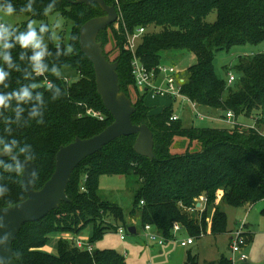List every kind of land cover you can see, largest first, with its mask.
<instances>
[{
    "label": "trees",
    "instance_id": "16d2710c",
    "mask_svg": "<svg viewBox=\"0 0 264 264\" xmlns=\"http://www.w3.org/2000/svg\"><path fill=\"white\" fill-rule=\"evenodd\" d=\"M105 1L117 5V0ZM7 3L15 7V14L29 18L10 29L18 35L27 30L31 20L39 21L40 25L32 26L47 50L43 60L46 69L39 72L33 69L31 48H22L14 38L8 41L13 47L0 48V69L8 74L0 83V94L11 95L25 87L32 94L25 101L13 96L6 107L0 108V139L5 143L16 141L13 153L17 158L34 157L38 166L34 186L39 190L54 173L61 146L78 137L91 138L114 120L97 91L93 62L81 51L79 41L81 26L105 12L98 3L72 0H0V5ZM29 5L30 11L22 10ZM118 5L122 14L118 28L115 23L109 25L100 31L98 40L103 42L108 59L105 46L111 42L116 50L113 61L119 62L121 90L136 108L132 121L145 123L153 131L155 157L138 154L134 149L137 135L132 134L116 138L82 160L68 183L70 201H61L43 218L22 226L13 243L18 264H128L126 256L116 249L94 248L91 253L73 239H59L56 254L44 250L56 233L80 234L92 227L89 242L93 245L112 229L117 232L121 225L126 230L130 227L123 207L102 197L103 175L139 179L130 215H139L143 227L152 225L167 241L174 237L176 222L184 225L189 236L201 239L211 215L212 234L225 233L228 215L224 204L242 207L264 199V133L244 125L186 127L181 117L170 121L176 113L174 105L154 112L145 103L147 93L136 84L133 55L126 49L128 34L146 28L137 47V56L146 67H158L167 51H183L185 58L195 55L196 62L182 73V92L202 107L223 114L232 111L237 120L243 115L264 125V52L240 55L233 66L238 75L231 84L215 69L218 53L264 42V0H118ZM213 12L215 21H207ZM56 14L72 22L68 43L62 34L55 38L56 29L49 18ZM42 27L46 31L41 32ZM4 52L10 54V63L3 58ZM73 69L79 72L76 80L61 75ZM89 108L101 112L104 119L89 115ZM34 109L39 115L33 117L30 113ZM21 147L27 148L23 154L19 152ZM0 161V187L5 189L0 207H7L25 200L27 192L23 171L5 167L13 164L10 157H0ZM202 196L206 206L199 210L198 217L189 208L195 207ZM247 236L250 242L249 233ZM232 262L222 256L201 264ZM187 264H199L197 256L188 253Z\"/></svg>",
    "mask_w": 264,
    "mask_h": 264
},
{
    "label": "rangeland",
    "instance_id": "374dc122",
    "mask_svg": "<svg viewBox=\"0 0 264 264\" xmlns=\"http://www.w3.org/2000/svg\"><path fill=\"white\" fill-rule=\"evenodd\" d=\"M215 19L216 12H213L208 16L207 21L214 22ZM28 20L29 18L22 14L7 16L3 12H0V23H4L10 28L18 27ZM49 20L52 25L55 26V38H58L59 35L62 34L63 41L68 43L72 30V22L68 21L64 16L59 14H56L53 17L51 16ZM31 24L33 26H38L40 25V22L37 20H31ZM115 28H117L116 22ZM140 40L141 37L137 40V42H140ZM105 51L109 54V60L113 62L116 56V50L113 48L111 42L105 46ZM260 52H264V42L257 45L248 44L245 46H237L229 52H220L215 58L216 72L221 78L226 80L229 77V71H232L237 77L238 74L233 69V66L237 63L239 56ZM162 62L164 64H174L182 71V73H185L186 68L192 63L196 62V58L195 55H190L188 58L186 56L185 58L184 52L179 50L167 51L163 53ZM61 75L73 81L79 77V72L75 69L64 70L61 72ZM145 103L151 107L154 112L162 110L165 106H167L168 103L173 104L174 109L181 113L183 112V107H185V111L189 110L190 108L186 104L181 105L179 100L174 102V100L169 96L152 97L148 93L145 95ZM204 108L205 107L200 106L199 111L206 115L205 119H200L197 117L192 109H190L189 112H184V115L186 116L185 122L187 121L186 126H195L200 128L233 127L232 124L216 119L218 118V114H209V111L205 110ZM222 117H225V114H223ZM238 120L241 125L246 127H256L264 133V125L257 124L254 118L245 117L242 115ZM185 122H183L184 125ZM181 142V140H177V143ZM182 144H185L184 141ZM139 186V179L134 176L103 175L101 177L100 193L102 197L109 201L120 204L126 214V223L130 226L136 225L139 233L132 234L128 231V233H126V239L122 240L115 229H112L111 231L107 232L102 239L94 242L93 246L96 249H116L126 256L128 264H187L188 253L197 256V261L199 264L205 260L217 261L222 256L233 258V253L229 246L230 229L234 226L237 227L241 221H245L247 225L245 227V231L252 233V239L246 246V253L249 256V260L247 262L235 260L232 262V264H264V199L254 204H245L246 206L244 205L242 207H233L231 205L224 204L223 209L228 215V229L225 233L216 235L212 234L211 215L208 218L207 231L204 232V235L201 239H195V244H191L186 247L181 246L178 242L189 237V235L186 233H181L177 236L176 240H169L160 247L154 243H151L146 238L144 231L142 230L143 226L141 224L139 215H136L135 217H131L130 215V211L134 202V196ZM200 213L201 211H196V214H199L198 217H200ZM91 234L92 227L86 228L80 234H53L51 236V241L44 248V250L49 253L56 254V246L59 239L71 240L75 238L80 239L83 242H88L90 241Z\"/></svg>",
    "mask_w": 264,
    "mask_h": 264
},
{
    "label": "water",
    "instance_id": "95a60500",
    "mask_svg": "<svg viewBox=\"0 0 264 264\" xmlns=\"http://www.w3.org/2000/svg\"><path fill=\"white\" fill-rule=\"evenodd\" d=\"M76 3H98L104 15L87 20L80 28L81 51L93 62L97 91L114 120L101 133L91 138H76L63 145L56 155V168L50 179L39 190L35 189L32 173L37 174L35 161L27 162L22 173V182L27 198L7 207H0V264H18L14 258L13 243L22 226L37 221L51 210L59 207L61 201H70L67 195L68 183L76 166L88 156L102 149L106 144L123 135L136 134L134 149L138 154L154 158V134L147 124H135L132 115L136 108L132 99L121 90L118 73V61H110L104 53L103 42L98 40L101 30L118 20L116 4H107L105 0H72ZM0 151V157H12ZM21 161L24 158H18ZM13 160V159H12ZM128 231L135 233V227ZM7 236L5 240L4 237Z\"/></svg>",
    "mask_w": 264,
    "mask_h": 264
},
{
    "label": "built area",
    "instance_id": "2783aa9c",
    "mask_svg": "<svg viewBox=\"0 0 264 264\" xmlns=\"http://www.w3.org/2000/svg\"><path fill=\"white\" fill-rule=\"evenodd\" d=\"M118 5V0H117ZM118 9V20L121 18L122 14L120 12L119 5L117 6ZM117 22V28L119 26ZM4 24V23H3ZM146 32V28L142 27L139 28L135 33L128 34V44L126 49L132 53L133 59L131 62L132 66V73L135 78L136 84L140 91L146 92L150 94L152 97L157 96H169L175 101L181 102L182 104L186 103L188 104L192 110L194 111V114L199 117L200 119H205L206 115H204L201 111H199L200 105L189 98L187 95H185L182 92L183 85L185 83V77L182 76V71L174 64H159L156 68H148L146 67L143 62L140 60V58L137 56V47L138 43L137 40ZM236 80V76L233 74L232 71H229V77H228V83L231 84ZM87 113L89 115L95 116L99 118L100 120L104 119V116L101 112L94 110L93 108H89L87 110ZM209 117V116H208ZM180 118V115L177 113H174L170 121H175ZM223 121L232 124L233 126L241 125L238 120L235 117V114L232 111H228L225 114V117L222 118ZM85 190V188H82ZM143 204V202H142ZM206 206V198L204 196L197 199V204L193 208H189V211L195 212L199 210H203ZM245 221H241L237 227L232 232L231 241H230V249L233 253L232 261L235 260H247L248 254L245 252L246 246L248 244V232L245 231L246 227ZM184 228V225H182L179 222H176L173 227V239H177V233L181 229ZM144 234L148 241L150 242H156L160 245H163L166 243L167 239L160 234L152 225L146 224L143 227ZM117 233L119 234L120 238L122 240L126 239V233L127 230L124 226H119L117 228ZM76 245L80 248H83L89 252H93V245L88 242H83L80 239H75ZM178 241V240H177ZM195 242V237L189 236L186 239L180 240L178 243L181 246H187L190 244H193ZM237 257V258H235Z\"/></svg>",
    "mask_w": 264,
    "mask_h": 264
},
{
    "label": "clouds",
    "instance_id": "9594fccd",
    "mask_svg": "<svg viewBox=\"0 0 264 264\" xmlns=\"http://www.w3.org/2000/svg\"><path fill=\"white\" fill-rule=\"evenodd\" d=\"M24 11H30L31 7L30 5L26 9H22ZM0 12H3L7 16H12L15 14L16 9L11 3H7L6 5H0ZM46 31L45 28H41V32ZM14 38L17 43L22 48H31L33 50V55L30 57V60L32 62V66L34 70H37L39 72H42L46 69V65H44L43 60L45 55L47 54L46 46L43 43L42 37L40 34L37 33L35 28L32 26L30 23L28 25V28L25 32H21L18 35L15 34L13 30L10 29L9 26L0 23V48L3 49H8L13 47L14 45L9 43L8 41L10 39ZM72 49L69 48V51ZM3 58L5 59L6 62H11V56L7 52L2 53ZM7 73L3 70L0 69V83H3V81L7 77ZM15 96V98L18 101H25V100H30L31 99V92L29 88L25 87L22 88L19 92L13 93L11 95H4L0 94V108H4L8 105L9 101ZM39 99V97H38ZM31 116H36L39 115V113L34 109L31 113ZM42 122V121H38ZM0 145H2V149L0 151H3L6 154H11L13 153L14 147L16 145V141H12L11 143H5L2 139H0ZM27 151L26 147H21L19 149L20 153H25ZM13 159V164H8L5 165V167L8 170H15L17 173H21L27 165V162L31 161L34 159L32 156L26 155L24 160L21 161L18 159L16 156L12 157ZM3 161H0V164H2ZM36 173L33 172L32 176L33 178L36 177ZM5 193V189L3 187H0V196H2ZM4 239H7V236L4 237Z\"/></svg>",
    "mask_w": 264,
    "mask_h": 264
},
{
    "label": "crops",
    "instance_id": "0c3cea01",
    "mask_svg": "<svg viewBox=\"0 0 264 264\" xmlns=\"http://www.w3.org/2000/svg\"><path fill=\"white\" fill-rule=\"evenodd\" d=\"M172 101V100H171ZM173 102V101H172ZM180 103V102H179ZM181 105H183L182 103H180ZM184 104H186V103H184ZM169 105H173V104H167V106H169ZM186 105H188V104H186ZM189 106V105H188ZM166 107V106H165ZM190 107V106H189ZM190 109H192L191 107L189 108V110ZM205 110H207V111H209V114H218L217 115V117L218 118H216V119H218V120H223L222 118H224V117H222L223 116V112L222 111H220V110H217V109H211V108H204ZM189 110H186V111H188L189 112ZM161 111V110H160ZM160 111H158V112H160ZM175 111H176V113L177 114H179L180 115V117L182 118V119H184L183 120V122H185V118H186V116L184 115V112H186L185 111V107H183V112L181 113V112H178L176 109H175ZM181 114H182V116H181ZM220 117V118H219ZM239 121V120H238ZM187 122V121H186ZM186 122H185V126H186ZM186 127H189V126H186ZM246 206V205H245ZM135 227V233L134 234H138L139 233V230H138V228H137V226L135 225L134 226ZM236 228V226H234L233 228H231L230 229V236H229V246H230V241H231V236H232V232L234 231V229ZM142 230H143V227H142ZM181 233H186L187 235H188V233H187V231H186V229L185 228H183V229H181L180 231H178V233H177V236L179 235V234H181ZM249 238H250V241H251V239H252V233H250L249 232ZM167 242V241H166ZM151 243H154V244H156V245H158V246H163V245H160V244H158V243H156V242H151ZM249 243V242H248ZM193 244H195V243H193ZM191 245V244H190ZM188 246V245H187ZM94 247V246H93ZM186 247V246H185ZM95 248V247H94ZM231 250V249H230ZM245 252H246V249H245ZM221 258V257H220ZM229 259H232V258H229ZM219 260V259H218ZM249 260V256H248V259L247 260H238V261H244V262H247ZM205 261H215V260H205ZM205 261H203V262H205ZM202 262V263H203Z\"/></svg>",
    "mask_w": 264,
    "mask_h": 264
}]
</instances>
